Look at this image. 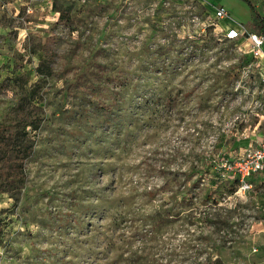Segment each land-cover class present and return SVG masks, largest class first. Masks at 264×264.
<instances>
[{
  "label": "rangeland",
  "instance_id": "obj_1",
  "mask_svg": "<svg viewBox=\"0 0 264 264\" xmlns=\"http://www.w3.org/2000/svg\"><path fill=\"white\" fill-rule=\"evenodd\" d=\"M251 2L0 0V133L28 151L0 264H264V172L228 168L264 132L262 71L224 38Z\"/></svg>",
  "mask_w": 264,
  "mask_h": 264
},
{
  "label": "built area",
  "instance_id": "obj_2",
  "mask_svg": "<svg viewBox=\"0 0 264 264\" xmlns=\"http://www.w3.org/2000/svg\"><path fill=\"white\" fill-rule=\"evenodd\" d=\"M217 20L232 19L230 13L224 7H217L215 11ZM224 38L229 41H241L240 50L245 55H250L251 59L256 61L257 68L261 70L262 80L264 81V35L254 33L243 25L238 27L228 26L224 33ZM232 179H239L240 189L246 190L251 188L249 184V177L252 174L264 172V132H260V139H258V146L253 149L244 151L242 157L236 162L230 163Z\"/></svg>",
  "mask_w": 264,
  "mask_h": 264
},
{
  "label": "trees",
  "instance_id": "obj_3",
  "mask_svg": "<svg viewBox=\"0 0 264 264\" xmlns=\"http://www.w3.org/2000/svg\"><path fill=\"white\" fill-rule=\"evenodd\" d=\"M246 1L254 9V6L252 5L251 0H246ZM257 20L259 22L257 29H258L259 33L264 35V17H262L261 15H258ZM60 22H64V18L62 15H61ZM45 68H48V67H45ZM39 70H42V69H39ZM37 128H38V126L35 129H37ZM1 133H0V145L7 144L11 148H14V155L11 158V164H12L11 166H9V167L3 166V165L0 166V171H1V177L0 178H2V176L4 174H6L7 170H8V173L12 174L11 176H13L14 179L19 180L24 176L23 175V168H24L23 162L28 155V153H27L28 151L25 152L24 149L16 146L17 145L16 140L19 137L18 134L10 135L7 138L5 134H1ZM233 183L239 184V179L238 178L234 179ZM0 224H1V220H0ZM209 264H223V263L219 259H217L214 261H210Z\"/></svg>",
  "mask_w": 264,
  "mask_h": 264
},
{
  "label": "crops",
  "instance_id": "obj_4",
  "mask_svg": "<svg viewBox=\"0 0 264 264\" xmlns=\"http://www.w3.org/2000/svg\"><path fill=\"white\" fill-rule=\"evenodd\" d=\"M262 17H264V16H262ZM257 21H258V20H257ZM258 24H259V22H258ZM258 24H257V26H256V31H253L254 33H259V31H258V29H257ZM259 34H261V33H259ZM243 42H244V39H242V40L239 42V44H240V43L243 44ZM248 55H249V54H248ZM249 57H251V56L249 55ZM255 139H256V140H257V139H260V135H259V137H256Z\"/></svg>",
  "mask_w": 264,
  "mask_h": 264
}]
</instances>
